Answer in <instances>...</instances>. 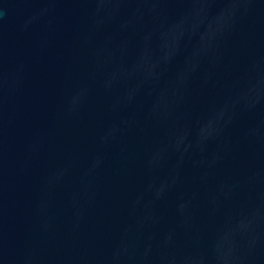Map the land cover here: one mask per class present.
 I'll return each instance as SVG.
<instances>
[{"label":"water","instance_id":"95a60500","mask_svg":"<svg viewBox=\"0 0 264 264\" xmlns=\"http://www.w3.org/2000/svg\"><path fill=\"white\" fill-rule=\"evenodd\" d=\"M0 264H264V0H0Z\"/></svg>","mask_w":264,"mask_h":264}]
</instances>
